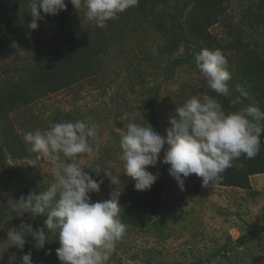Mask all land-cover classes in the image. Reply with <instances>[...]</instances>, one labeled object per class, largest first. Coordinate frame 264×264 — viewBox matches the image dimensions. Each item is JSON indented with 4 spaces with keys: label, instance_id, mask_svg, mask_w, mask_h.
Returning <instances> with one entry per match:
<instances>
[{
    "label": "rangeland",
    "instance_id": "obj_1",
    "mask_svg": "<svg viewBox=\"0 0 264 264\" xmlns=\"http://www.w3.org/2000/svg\"><path fill=\"white\" fill-rule=\"evenodd\" d=\"M22 1L15 0L18 6L8 17V27L14 29V16L20 18L25 34L42 51L52 32L43 18L37 21V29L28 28L32 18L21 17ZM217 8L220 16L208 30L211 46L203 45L196 51L195 46H187L183 41L173 48L162 39L164 35L155 24L144 23L140 27L139 13L131 7L127 11L130 18L112 22V39L93 75L59 91L34 93L32 96L36 97L31 101L7 113L17 140L7 151L1 143L4 125H0V154L5 155L0 172V240L6 239L7 231L18 227L21 220L34 228L43 226L44 217L30 219L25 214L11 219L3 205L30 192L39 194L55 180L51 162L31 150L24 140L25 133L44 130L53 123L78 120L95 126L97 136L89 138L94 154H80L76 160L94 179L103 180L100 191L89 194L91 201L117 196L122 211L138 192L120 159V138L129 123L149 124L166 137L175 109L192 96L207 94L231 112L245 107L244 100H250L253 105L250 94L244 91L246 95H242L238 91L241 85L237 67L246 55L264 56V0H220ZM75 10L81 22L88 20L86 6ZM174 15V11H168L163 16L170 42L179 36L171 31L169 24ZM5 17H0V93L25 80L27 69L42 59L40 53L28 52L15 34L5 30ZM164 45L169 47L167 52ZM205 48L220 49L227 58L231 92L226 97L209 89L196 67L195 54ZM260 139L264 146L262 130ZM168 167L159 161L156 166H149L150 171L158 174L156 183L162 186L152 222L142 229L126 225L125 234L116 243L107 264H264V232L254 231L256 226L264 225V173L249 178V189L205 188L201 177L190 174L184 178L181 191L168 174ZM114 176L118 179L115 184L111 181ZM244 237L247 240L240 243ZM57 239L58 236L49 235L43 249L34 248L32 264H62L56 255ZM13 254L14 264H21L20 258L26 252L9 248L0 264H8Z\"/></svg>",
    "mask_w": 264,
    "mask_h": 264
},
{
    "label": "clouds",
    "instance_id": "obj_2",
    "mask_svg": "<svg viewBox=\"0 0 264 264\" xmlns=\"http://www.w3.org/2000/svg\"><path fill=\"white\" fill-rule=\"evenodd\" d=\"M75 9L86 6V17L103 28L106 22L134 7L139 0H69ZM66 0H30L32 21L28 28L35 30L41 12L58 15L66 10ZM196 67L209 89L220 96L230 95L231 74L228 61L220 49H202L195 54ZM246 95L243 89H238ZM264 111L257 106H245L226 112L222 104L207 94L192 96L175 109L170 117L166 137L149 124L129 123L121 134L120 147L125 174L135 181V189L148 190L158 179L149 170L157 162L169 165L168 174L181 191L190 174L201 177L202 187L210 188L223 179V173L233 167L242 155L255 158L261 151V126ZM97 130L85 121L53 123L44 130L25 133L24 140L33 152L41 154L52 164L55 177L39 194L30 192L18 200L3 205L8 216L30 219L44 217L43 226L34 228L21 220L18 227L7 231L0 240V260L9 248L23 250L27 238L34 248L43 249L49 235L58 236L56 255L62 264H107L116 243L122 239L126 225L121 222L117 196L92 202L90 193L100 191L103 180L94 179L78 163L80 154H94L89 138ZM163 156L161 157V152ZM61 156L65 159L62 161ZM99 174V170H97ZM112 183L118 181L111 178ZM49 254V253H46ZM31 251L21 256V264H32ZM15 255L8 258L14 264Z\"/></svg>",
    "mask_w": 264,
    "mask_h": 264
},
{
    "label": "trees",
    "instance_id": "obj_3",
    "mask_svg": "<svg viewBox=\"0 0 264 264\" xmlns=\"http://www.w3.org/2000/svg\"><path fill=\"white\" fill-rule=\"evenodd\" d=\"M10 1L13 3L8 4ZM22 2L24 3V13L21 17L32 18L30 0ZM66 3V10L59 12L58 15L52 16L41 12V16L47 22L52 34L49 36L47 46L40 51L41 48L34 43V39L29 38L21 28L20 18L14 16L13 25L15 28L10 30L8 27V17L13 15L18 3L15 0H0V17L6 15L4 18L5 30L15 34L26 45L28 52H37L42 55L41 60L27 69L25 80L17 82L10 91L0 93V125H4L1 143L4 144L7 151L11 150L17 140L15 129L8 123L7 113L28 103L40 91H42L41 93L59 91L78 82L83 77L93 75L98 67L97 64L102 62L103 56L106 55L109 39L110 41L112 39L111 25L116 22L120 23L122 19L130 18L127 11L131 8L120 13L118 19L109 20L105 27L100 28L95 25L94 21L87 20L85 22L83 20L81 22L80 18L76 16L77 11L69 0H66ZM218 4H220V0H139L138 4L132 8L139 13L140 27H143L144 23L148 26L155 24L156 29L164 35L162 39L167 40L173 48L176 49L178 43L183 41L187 46L193 45L196 47V51H199L203 45L208 48L211 46L209 45L208 30L220 16ZM168 11L175 12L169 24L171 31L179 35L175 36L176 39L172 42L166 36L168 30L166 29V20L163 18ZM184 13L186 18L181 22ZM108 27L110 29H106ZM168 48L167 45H164V52H167ZM237 71L241 89L252 96L253 106L264 111V56L246 55L239 63ZM34 93L36 95L32 96ZM249 101L244 100V105L249 106ZM224 109L226 112H231L230 109ZM260 125L264 133V121H260ZM261 147V151L255 158L248 159L242 155L234 161L233 167L223 173V179L215 186L249 189V178L264 173V146L261 145ZM4 161L5 155L2 153L0 154V172ZM161 188V184L155 182L148 190H138L121 211V222L137 229L147 227L152 222L153 213L156 211L157 196ZM254 231L264 232V225L256 226ZM246 240L245 237L241 238L240 243H244ZM33 245L31 237L27 238L23 251L26 253L34 251Z\"/></svg>",
    "mask_w": 264,
    "mask_h": 264
}]
</instances>
